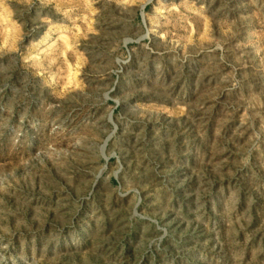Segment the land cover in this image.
Instances as JSON below:
<instances>
[{"label": "rangeland", "instance_id": "rangeland-1", "mask_svg": "<svg viewBox=\"0 0 264 264\" xmlns=\"http://www.w3.org/2000/svg\"><path fill=\"white\" fill-rule=\"evenodd\" d=\"M0 264H264V0H0Z\"/></svg>", "mask_w": 264, "mask_h": 264}, {"label": "water", "instance_id": "water-1", "mask_svg": "<svg viewBox=\"0 0 264 264\" xmlns=\"http://www.w3.org/2000/svg\"><path fill=\"white\" fill-rule=\"evenodd\" d=\"M143 20L145 21V18H144V16H143Z\"/></svg>", "mask_w": 264, "mask_h": 264}]
</instances>
